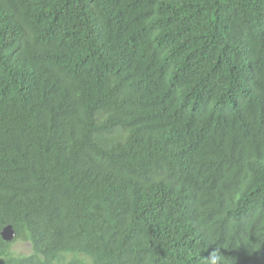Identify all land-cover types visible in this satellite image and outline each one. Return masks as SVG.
<instances>
[{"label": "trees", "instance_id": "1", "mask_svg": "<svg viewBox=\"0 0 264 264\" xmlns=\"http://www.w3.org/2000/svg\"><path fill=\"white\" fill-rule=\"evenodd\" d=\"M7 224L0 264H264V0H0Z\"/></svg>", "mask_w": 264, "mask_h": 264}, {"label": "water", "instance_id": "2", "mask_svg": "<svg viewBox=\"0 0 264 264\" xmlns=\"http://www.w3.org/2000/svg\"><path fill=\"white\" fill-rule=\"evenodd\" d=\"M0 235L4 240L11 241L14 239L16 232L11 224H7L0 230Z\"/></svg>", "mask_w": 264, "mask_h": 264}, {"label": "rangeland", "instance_id": "3", "mask_svg": "<svg viewBox=\"0 0 264 264\" xmlns=\"http://www.w3.org/2000/svg\"><path fill=\"white\" fill-rule=\"evenodd\" d=\"M20 243H15L13 246L14 253H27L29 251V247L26 243H24L22 240H18Z\"/></svg>", "mask_w": 264, "mask_h": 264}, {"label": "clouds", "instance_id": "4", "mask_svg": "<svg viewBox=\"0 0 264 264\" xmlns=\"http://www.w3.org/2000/svg\"><path fill=\"white\" fill-rule=\"evenodd\" d=\"M17 243H20V241H17Z\"/></svg>", "mask_w": 264, "mask_h": 264}]
</instances>
